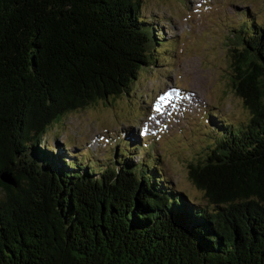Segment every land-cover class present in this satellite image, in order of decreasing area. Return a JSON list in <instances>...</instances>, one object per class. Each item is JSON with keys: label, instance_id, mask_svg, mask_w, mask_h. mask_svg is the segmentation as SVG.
Returning a JSON list of instances; mask_svg holds the SVG:
<instances>
[{"label": "trees", "instance_id": "16d2710c", "mask_svg": "<svg viewBox=\"0 0 264 264\" xmlns=\"http://www.w3.org/2000/svg\"><path fill=\"white\" fill-rule=\"evenodd\" d=\"M140 1L0 0V176L15 183L0 180V264H264V25L228 37L247 118L206 114L212 141L187 164L197 202L145 145L139 163L97 169L38 145L69 113L126 95L170 47Z\"/></svg>", "mask_w": 264, "mask_h": 264}, {"label": "rangeland", "instance_id": "374dc122", "mask_svg": "<svg viewBox=\"0 0 264 264\" xmlns=\"http://www.w3.org/2000/svg\"><path fill=\"white\" fill-rule=\"evenodd\" d=\"M139 13L156 23L170 47L154 56L126 95L69 113L38 145H58L69 159L83 152L95 169L115 157L135 165L146 149L134 146L145 145L170 188L197 202L203 195L189 183L187 164L203 158L212 141L206 114L228 123L247 118L231 89L228 37L244 19L264 25V0H141Z\"/></svg>", "mask_w": 264, "mask_h": 264}, {"label": "water", "instance_id": "95a60500", "mask_svg": "<svg viewBox=\"0 0 264 264\" xmlns=\"http://www.w3.org/2000/svg\"><path fill=\"white\" fill-rule=\"evenodd\" d=\"M0 180L4 183V184H7L9 186H15V183H14V180L12 179L11 175L10 174H6V173H3L1 176H0Z\"/></svg>", "mask_w": 264, "mask_h": 264}]
</instances>
